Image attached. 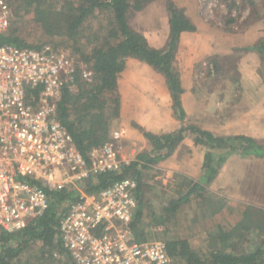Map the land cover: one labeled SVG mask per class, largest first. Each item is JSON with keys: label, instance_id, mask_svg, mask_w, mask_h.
<instances>
[{"label": "trees", "instance_id": "16d2710c", "mask_svg": "<svg viewBox=\"0 0 264 264\" xmlns=\"http://www.w3.org/2000/svg\"><path fill=\"white\" fill-rule=\"evenodd\" d=\"M154 1L157 0L24 2V18L28 26L39 30L45 37L60 38V44L54 45L56 49H64L70 43L69 55L85 64L93 73L90 83L77 77L73 87H64L57 103L58 120L71 135L77 150L86 161L93 151L99 150L109 140V118L106 110H110L113 116L119 115L118 76L124 70L128 59L145 64L163 76L172 100L174 115L181 123L185 120L181 104L183 90L174 64L181 34L195 32L196 27L182 9L169 2L166 8L169 26L166 43L160 49L152 47L142 34L129 25L128 13L139 12ZM99 13H104L106 25L99 27L94 34L88 22L96 19ZM84 32L88 33L87 37L93 34V38L100 42L93 44L87 54L81 52ZM5 45L36 50L44 46L29 43L26 36L15 27L0 32V46ZM252 48L264 59V37L256 48ZM143 135L152 148L149 152L139 154L134 161L123 164L118 171L102 173L82 184L84 193L96 196L118 181L131 179L136 182L134 195L137 207L131 230L137 241L147 240L144 231L139 228L143 219L144 172L168 159L187 137L190 136L194 145L205 148L200 172L197 179L183 178L185 182L180 185L182 190L162 208V215L165 217L163 219H168L193 200L204 201L208 187L231 156L264 158V145L250 137L216 136L192 124L182 125L171 133L156 135L144 132ZM46 192L50 197V204L41 216L29 218L22 230L1 233L0 264H21L23 254L26 259L23 264H75L63 247L59 227L70 205L77 201V192L72 188ZM230 207L231 211L222 205L218 212L226 216L231 215L229 212L242 216L233 224H225L223 218L222 222L215 225L214 240L216 246H219L218 249L203 255L196 252L188 240L169 239L163 242L167 253L185 264H264V210L235 202L230 203ZM163 222L164 220H156V224ZM251 233L257 236L254 248L238 251L239 243L247 242ZM38 243L40 247L37 260L31 261L33 257H27L25 253L33 250ZM57 256L64 260H59Z\"/></svg>", "mask_w": 264, "mask_h": 264}, {"label": "rangeland", "instance_id": "374dc122", "mask_svg": "<svg viewBox=\"0 0 264 264\" xmlns=\"http://www.w3.org/2000/svg\"><path fill=\"white\" fill-rule=\"evenodd\" d=\"M2 1L7 6L8 13L5 26H0V32L15 27L22 35L26 36L29 43L48 44L53 47L55 44H60V38L45 37L39 30L31 29L28 26L24 18L23 8L26 0ZM169 2L182 9L192 23L199 22L198 34L211 30L216 35L221 36L224 41L230 42L229 39L241 38L246 33V29L255 22L263 21L262 23H264V0H157L139 12L130 11L128 13L129 25L142 34L152 47L157 49L165 45L168 37L169 26L166 8ZM88 23L92 26L95 34L99 27L106 25L104 13L97 14L96 19H91ZM255 30V32L247 34V37L256 38L264 34L263 30L261 32L258 28ZM86 34L88 33L84 32L81 39V52L84 54L90 53L93 44L100 43L93 38V34L88 37ZM184 44L185 48L181 53L182 58L179 54V61L177 60L178 49L176 52L174 66L178 73L182 67L181 60L191 56L188 53L191 44L190 39L185 40ZM258 44L259 41L249 47L245 45V48L242 49L243 54L257 53L262 62L260 71H262L261 77L264 81V59L260 53L252 48H256ZM70 45L67 43L66 48L62 49L68 52ZM242 49L235 48L232 53L201 58L198 62L193 63V82L196 85V87L194 86L197 90L196 95L200 97L205 110L193 112L190 120L187 123L185 121V125H196L216 136H235L232 135L233 133H228L226 128L221 127V121H224L225 124L227 121H230V124L238 121L235 117L237 112L239 113L236 106L240 96L237 91L238 85L235 86L234 92L225 98L222 94H220L221 96L218 94L221 91L220 88L224 89L223 85L226 79L237 81L242 60ZM118 81L120 106L122 101L124 113L122 116L119 109V115L113 116L110 110H106L107 118H109V140L107 142L115 141L118 143L119 158L122 163L128 164L134 161L139 154L147 153L152 149L143 135L144 132L156 135L174 132L172 125L163 129V127L155 124L156 118L152 117L151 110L153 105L155 106L159 101L164 100L165 102L166 99L170 103V109H172L171 119L175 121L177 119L163 76L149 66L128 59L123 72L118 76ZM127 83L131 85H126ZM215 90L218 91V94L217 96L213 94L215 98H212L208 93ZM224 99H227L226 102L231 100L232 108L221 110ZM226 113V118H220V116L225 117ZM151 121H154V124L150 127L151 130H148L144 124ZM263 136L264 134H261L256 141L264 145ZM204 153L205 148L194 145L189 136L168 159L158 162L150 170L144 172L143 219L139 228L144 231L147 240L164 242V240L169 239H185L196 252L207 255L219 248L214 240L215 225L222 222L223 218L225 224H233L242 216L230 212L231 215L229 216L219 213L222 205H225L229 211H231L230 203L232 202L251 206L257 210H264V159H257L253 156H231L220 170L217 182L208 187L204 201L193 200L183 205L168 219H163L165 217L162 215V208L169 200L177 197L179 190H182L180 185L185 182L184 179H196L198 177ZM156 220L158 222L164 220V222L156 224ZM256 242V234L251 233L247 242L239 243L238 251L252 250ZM39 247L40 244L38 243L33 247V250L25 253L27 257L28 255L33 257L31 261L37 260ZM57 258L59 257L57 256ZM25 260L23 254L21 264ZM59 260L63 261L64 259L59 258ZM43 263L45 264V262Z\"/></svg>", "mask_w": 264, "mask_h": 264}, {"label": "built area", "instance_id": "2783aa9c", "mask_svg": "<svg viewBox=\"0 0 264 264\" xmlns=\"http://www.w3.org/2000/svg\"><path fill=\"white\" fill-rule=\"evenodd\" d=\"M0 11L5 26L2 0ZM77 77L90 83L93 73L63 49L0 46V237L41 216L50 204L46 191L72 188L78 199L59 229L75 264H185L170 256L162 241L135 240V181H118L96 196L84 193V181L124 163L115 141L86 161L58 120L62 90L73 87Z\"/></svg>", "mask_w": 264, "mask_h": 264}, {"label": "crops", "instance_id": "0c3cea01", "mask_svg": "<svg viewBox=\"0 0 264 264\" xmlns=\"http://www.w3.org/2000/svg\"><path fill=\"white\" fill-rule=\"evenodd\" d=\"M262 22L263 21H259L258 23L255 22L247 28L248 30L246 29V33L241 36V38H237V40L229 39L230 42L227 39V41H224L221 36L216 35L211 30L205 31L202 34H198L199 22L193 23L196 27L195 32L182 33L178 45V61L181 57L182 51H184L185 48L184 41L188 40L189 38L191 42L188 50V53L191 54V56L189 55L188 59L183 58L181 60L182 67L179 71L180 84L183 90L181 95V104L185 113V120L183 123H181L178 120L175 121L174 119H171L172 109H170V103L165 99V102L164 100L162 102L159 101V103L157 102V104L155 106L153 105L151 109L152 117L156 118L155 124L163 127V129L166 127L168 128L169 125H172L174 127L172 131H175L178 130L182 125H185V121L187 123L190 120L193 112L200 111L202 109L205 110L201 104L200 97L196 95V85H194L193 82V63L198 62L201 58L216 57L220 56V54H228L229 52L232 53L234 52L235 48L242 49L245 48V45L246 47H249L250 45L252 46L254 43L260 41L264 37V34L262 35L263 37L260 36L256 38L247 37V34L255 32V28H258L260 32L261 30L264 31V23ZM241 56L242 60L240 62V70L238 71L237 81L226 79L223 85L224 89L220 88L221 91H219V94L217 90L208 94L212 96V98H215L213 94H216V96L217 94L219 96L222 94L225 98L226 96L231 95L234 92L233 90L235 86L238 85L237 91L240 96L238 97L239 101L237 104L235 103L239 109V113L237 112V115L235 116L238 121L236 123L233 122V124H230V121L227 120L226 124L224 121H221V127L226 128L228 133H233L232 135L247 136L256 141L260 138L261 134H264V81L261 77L262 71H260L262 62L258 58L257 53L243 54L242 49ZM126 85L131 84L127 83ZM226 101L227 99H224V103L221 105V110H228L229 108H232V104L230 105L231 100L228 102ZM123 113V103L121 101L120 114L123 116ZM226 116L227 113L225 114V117L220 116V118H226ZM153 124L154 121H151L145 123L144 126H146L148 130H151L150 127L153 126ZM256 142L259 143L258 141ZM219 174L213 183L217 182L220 176Z\"/></svg>", "mask_w": 264, "mask_h": 264}]
</instances>
